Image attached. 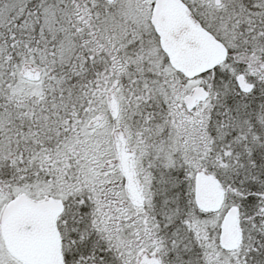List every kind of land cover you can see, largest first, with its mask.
Wrapping results in <instances>:
<instances>
[{
  "label": "snow or ice",
  "instance_id": "6c2138e0",
  "mask_svg": "<svg viewBox=\"0 0 264 264\" xmlns=\"http://www.w3.org/2000/svg\"><path fill=\"white\" fill-rule=\"evenodd\" d=\"M0 264H264V0H0Z\"/></svg>",
  "mask_w": 264,
  "mask_h": 264
}]
</instances>
